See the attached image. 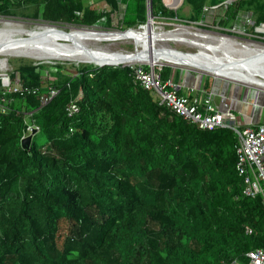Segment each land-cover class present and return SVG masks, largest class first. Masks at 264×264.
<instances>
[{"label": "trees", "instance_id": "1", "mask_svg": "<svg viewBox=\"0 0 264 264\" xmlns=\"http://www.w3.org/2000/svg\"><path fill=\"white\" fill-rule=\"evenodd\" d=\"M95 1L107 7L0 0V15L112 28L119 1ZM183 1L194 22L206 7L225 5L224 27L241 14H251V31L264 23V0ZM172 2L152 0L153 15L183 17ZM123 3L131 9L119 29L147 22L146 0ZM95 64L72 73L61 62L15 60L8 78L21 88L6 94L11 109L0 114V264L247 263L264 247V198L244 194L238 133L201 129L174 113L128 65ZM158 72L164 80L174 74L170 66ZM4 85L0 77V98ZM31 125L38 132L25 149Z\"/></svg>", "mask_w": 264, "mask_h": 264}, {"label": "bare ground", "instance_id": "2", "mask_svg": "<svg viewBox=\"0 0 264 264\" xmlns=\"http://www.w3.org/2000/svg\"><path fill=\"white\" fill-rule=\"evenodd\" d=\"M198 32L200 33L185 25H178L172 31L157 30L154 16H150L148 22L141 27L108 32L94 28L64 27L54 23H37L31 26L13 20H1L0 71L7 69L9 57H30L37 60L68 59L93 64L131 63L143 60L152 65L167 62L188 66L264 89V46L255 45L254 41V44L242 45L227 34ZM124 41L141 42L144 50L112 51L92 45ZM169 42L186 44L195 47L196 50L188 51L169 45H159ZM238 45H241L240 49H236Z\"/></svg>", "mask_w": 264, "mask_h": 264}, {"label": "built area", "instance_id": "3", "mask_svg": "<svg viewBox=\"0 0 264 264\" xmlns=\"http://www.w3.org/2000/svg\"><path fill=\"white\" fill-rule=\"evenodd\" d=\"M120 4L123 0H118ZM208 9L207 7L205 10ZM264 29V23L260 25ZM133 70L135 81L139 82L145 89L155 93L159 103L166 105L174 113L191 121L201 129L212 130L218 127H231L228 122V112H222L215 103L212 91L200 88L196 94H184L180 92V84L173 77L164 80L156 66L147 61L128 64ZM9 85V87H8ZM6 90L0 98V114L10 111V102L7 93L19 90L20 85L13 87L9 78L5 80ZM51 96L57 94L55 88L50 89ZM48 98H44V103ZM77 111L72 106L70 114ZM29 126L28 130L31 131ZM238 133V144L236 146L237 163L236 168L239 176L244 182V194L256 197L262 194L264 198V123L248 126L241 130L233 128ZM249 261L240 264H264V247L257 248L247 254Z\"/></svg>", "mask_w": 264, "mask_h": 264}, {"label": "rangeland", "instance_id": "4", "mask_svg": "<svg viewBox=\"0 0 264 264\" xmlns=\"http://www.w3.org/2000/svg\"><path fill=\"white\" fill-rule=\"evenodd\" d=\"M127 3H122L120 4V12H116L113 15V27L112 28H106L104 26V22L98 23L97 26H94V29H98V30H102V31H120L121 29L118 28V26L120 25L121 21L125 20L126 16H127V10L131 9V4L130 7L128 6ZM107 7L105 3L99 5V8H104ZM225 5H222L220 7L217 8H210L207 7L208 9L205 10L206 13V17L201 20V21H191L188 19L187 16H189L190 13V6L189 5H185L183 0H173V2L171 3V5L169 6V8H172L176 11H178V13L180 15H183V17H175L174 19H166L164 17H159V16H154L155 20H156V28L157 30H166V31H172L173 29H176L178 27V25H185L188 26L190 28H193L194 31H196L197 33H200L198 31H203V32H209V33H216L219 35H223V34H227V35H231L232 37H234L240 44L244 45V44H254L255 45H261L264 46V31H259V29H262L260 26L255 27L253 31H251V29L249 28V24L251 23V14H241L239 17V20L234 23L233 27H224L221 24V20L222 17L225 14ZM4 18V19H3ZM6 18V19H5ZM13 20L16 22H21L27 25H31V26H35L37 23H51V22H47L41 19H32V18H27V17H22V16H3L0 15V21L1 20ZM19 20V21H17ZM30 23V24H29ZM53 24V23H52ZM54 24H60V26H64V27H79V28H84V27H80L78 25L75 24H68V23H54ZM143 25L137 26L135 28L141 27ZM197 28V29H196ZM198 30V31H197ZM233 38V39H234ZM243 41V42H242ZM250 41V42H249ZM254 41V42H253ZM110 43V44H109ZM101 42V43H95L92 45H97V47H104V48H108L109 50L112 51H117V50H123V51H143L144 50V45L141 42H137V41H124V42ZM159 45H169L181 50H192L195 51V47H189L186 44H181V43H174V42H169V43H160ZM111 48V49H110ZM241 45H238V47L236 49H240ZM115 49V50H114ZM20 58H26V59H31L34 60L36 62L39 63H44L46 65H53L56 64L58 62L64 63L66 65V69L72 73H74L76 71V68L74 66H77L79 64L82 63H88V62H75L72 60H68V59H34V58H30V57H9L7 58V69H4L2 71H0V77L4 78V81L8 78L9 74L11 72L14 71V68L16 67L15 65V60L20 59ZM131 63H137V62H131ZM88 64H93V63H88ZM130 64V63H127ZM74 65V66H73ZM155 66L159 67V66H170L173 70H174V74H176L177 71H184V72H188L191 74H194L195 76L201 77L204 76V78L206 76H210L211 77H216L215 75L208 73V72H204V71H200L199 69H195V68H190L188 66H181V65H173L171 63H167V62H159L157 64H155ZM43 78L44 80H53L55 79V76L53 74V70L46 68V70L44 71L43 74ZM218 78H222V77H218ZM222 79H226V78H222ZM230 80V79H227ZM234 81V80H231ZM237 82V81H234ZM241 83V82H238ZM252 86V85H249ZM9 87V85H8ZM254 89H259L264 91L263 88H260L258 86H252ZM48 92H45L44 95L45 97L47 96ZM40 140H43L42 137H40Z\"/></svg>", "mask_w": 264, "mask_h": 264}, {"label": "crops", "instance_id": "5", "mask_svg": "<svg viewBox=\"0 0 264 264\" xmlns=\"http://www.w3.org/2000/svg\"><path fill=\"white\" fill-rule=\"evenodd\" d=\"M89 1L95 2L97 6L101 5L100 1ZM172 77L180 84V92L189 95L196 94L200 88L205 89V82L210 78V76L198 77L184 71L173 74ZM211 79L210 91L214 93L218 109L230 113L228 122L231 128L243 130L248 126L264 123V91L254 89L243 82L216 77Z\"/></svg>", "mask_w": 264, "mask_h": 264}, {"label": "water", "instance_id": "6", "mask_svg": "<svg viewBox=\"0 0 264 264\" xmlns=\"http://www.w3.org/2000/svg\"><path fill=\"white\" fill-rule=\"evenodd\" d=\"M146 5H147V22L149 20V17L150 16H154L153 15V10H152V0H146ZM131 28L127 29V30H130ZM120 31H125V30H120ZM108 32V31H106ZM125 65L126 63H118V64H115V63H108V62H105V63H102V64H99L98 66H105V65ZM96 65V64H95ZM216 78H218V76H216ZM38 132V128H33L31 133L25 137L22 138V141H21V144L23 146V148L25 149H29L30 147V144H31V141L33 139V136L34 134H36Z\"/></svg>", "mask_w": 264, "mask_h": 264}, {"label": "clouds", "instance_id": "7", "mask_svg": "<svg viewBox=\"0 0 264 264\" xmlns=\"http://www.w3.org/2000/svg\"><path fill=\"white\" fill-rule=\"evenodd\" d=\"M126 30H127V29H126ZM120 65H122V64H120ZM125 65H128V64L126 63ZM128 66H129V65H128ZM154 66H155V65H154ZM161 67H163V66H159V67L156 66V68H158V69L161 68ZM8 77H9V76H8ZM10 84H11V82H10ZM32 126H33V125H32ZM33 128H38V127H37V126H34V127H32V129H33ZM32 129H31V131H32ZM31 131H29V134L31 133ZM29 134H28V135H29ZM26 136H27V135H26ZM24 137H25V136H24Z\"/></svg>", "mask_w": 264, "mask_h": 264}]
</instances>
